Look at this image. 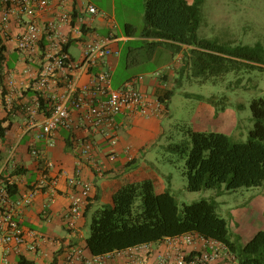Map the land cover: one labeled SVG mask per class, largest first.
I'll list each match as a JSON object with an SVG mask.
<instances>
[{"label":"trees","instance_id":"trees-1","mask_svg":"<svg viewBox=\"0 0 264 264\" xmlns=\"http://www.w3.org/2000/svg\"><path fill=\"white\" fill-rule=\"evenodd\" d=\"M203 1L147 0L141 31L130 23L125 26L126 35H138L143 39L140 47H129L127 67H146L148 61L162 67L180 54L183 68H191L193 76H201L203 80L242 69L264 70V45L221 44L199 36ZM73 17L75 22L76 11ZM71 44L65 45L64 50L68 51ZM6 51L7 46L0 36V78L4 77ZM169 81L164 72L157 78L155 91L166 114L182 77ZM208 100L217 110L220 108L214 97ZM3 103L6 105V97H3ZM40 103L44 107L45 99L40 98ZM251 110L255 124L246 142L232 143L225 133L192 128H183V138L179 142H170L167 148L184 161L183 173L189 190L220 189L225 184L227 190L234 191L264 184V96L252 100ZM7 120H0V167L3 166L1 141L6 136L8 126L4 123ZM22 172L23 168L16 165L13 172L3 170L2 174L10 178ZM6 176L10 194L14 196L18 185L9 183ZM90 208L87 205L85 211ZM187 233L223 243L236 258L231 264H264V229L258 230L239 254L215 200L184 203L180 209L175 196L168 190L158 191L150 177L122 184L114 192L111 205L95 211L84 247L93 256H104ZM76 246L81 247L77 244L69 247ZM18 262L36 264L21 255ZM57 263L55 256L51 264Z\"/></svg>","mask_w":264,"mask_h":264},{"label":"built area","instance_id":"built-area-1","mask_svg":"<svg viewBox=\"0 0 264 264\" xmlns=\"http://www.w3.org/2000/svg\"><path fill=\"white\" fill-rule=\"evenodd\" d=\"M52 0H0V25L4 33H8V24L13 15L20 16L23 25L17 35V48L27 60L38 61V69L32 78L30 87L37 96L31 104L24 106L28 113L30 126H36L35 117L43 110L44 122L40 124L43 137H48L51 145L54 141L51 136L61 129L75 132L83 128L87 133L78 139L80 154L74 175L69 178V184L74 189L71 192V203L66 211V217L74 222L83 215L93 188L91 182L82 178V163L89 161L96 169L97 174H104V166L99 164L94 154L99 146L101 136L111 144H118L116 133L117 116L119 114L142 115L145 117H160L165 107L159 98L150 95L141 88V83L147 76L140 74L127 80L120 87H113V64L110 58L119 56L120 49L115 45L120 38L115 31L117 25L111 20L112 32L107 36H97L84 42L80 58L71 56L64 46L74 40L83 42L85 32L90 29L82 17H76L73 12H60L46 23H42L40 15L51 10ZM86 12L91 15L99 13L96 5L89 3ZM77 15V14H76ZM165 71L153 72L152 78L163 76ZM90 74V79L82 83L83 74ZM62 85V91L54 90ZM40 98L45 99L41 107ZM12 98L6 99L8 108L12 107ZM79 114L81 121L74 118ZM32 154L40 157L36 148ZM129 160H133L131 155ZM115 159V155H112ZM83 161V162H82ZM0 170V264H10L9 255H22L23 248L37 251L41 236L32 232L33 242L28 243L27 234L21 224V213L34 199L32 190L23 192L16 199L10 194L7 180ZM9 183H15L8 177ZM49 182L56 187L59 176H50L43 172L39 186ZM164 253L156 264H224L235 262L236 258L223 243L207 239L196 233H187L164 240ZM228 259V260H226ZM230 260V261H229ZM97 264L103 263V256L88 257L82 247H69L62 264Z\"/></svg>","mask_w":264,"mask_h":264},{"label":"crops","instance_id":"crops-1","mask_svg":"<svg viewBox=\"0 0 264 264\" xmlns=\"http://www.w3.org/2000/svg\"><path fill=\"white\" fill-rule=\"evenodd\" d=\"M89 3L98 7V14L91 15L85 11ZM74 11H76L78 17H82L83 21L90 26V29L83 36V42L79 43L74 40L68 48L71 56L77 59L72 54V46L80 47L82 52L86 40L109 35L113 30L110 24L113 18L103 12L92 0H52L51 10L41 14L40 20L44 24L53 16H56L57 13ZM98 19L100 20L99 26L95 24ZM20 21L19 15H13L8 24V33H4V27L0 25V36L7 46L4 77L0 78V120L8 118L4 123V126H8L6 136L1 141L3 166L0 167V170L3 169L6 173H11L16 165L23 168L22 173L12 176L14 182L18 185V192L13 196L15 199L23 192L29 190L35 192L32 203L23 209L20 217L21 224L27 234L28 243L34 241L32 232L38 234L39 238L41 236V241L37 251L28 250L27 247H24L21 256L34 261L36 264H51L57 256V264H62L65 260L66 251L73 244L80 245L86 256H93L84 247V229L87 224V214L96 203H112L114 192L122 184L150 177L154 179L158 191H163L161 189L163 180L149 168L147 161L143 163L139 159V155L141 151H146L147 144L150 141L160 137L165 132L162 118L170 114V107L168 105V114L164 112L160 117L119 114L116 126L118 137L116 146H111L108 140L96 136L99 139V146L94 158L104 166V174H97L91 162L82 161V178L93 184L88 200V205L91 208L88 212L84 210L80 218L70 222L66 217V211L71 203L70 195L74 189L69 184V178L74 175L77 164L82 158L78 139L86 135L87 132L81 127L75 132L61 129L51 136V140L54 141V145H51L49 138L42 136L39 126L45 119L43 110L34 119L37 125L30 126L28 113L24 110V106L31 104L37 96V92L30 87V83L37 73L38 61L27 60L17 48L18 41L16 38L23 26ZM117 29L119 28L117 27ZM140 31L138 30V32ZM118 36L120 41L115 46L119 47L120 54L110 58L114 69L113 75L122 60L125 46L136 43L142 45L143 42L140 36H128L121 28L118 30ZM141 45H129V47L135 48ZM12 52L20 53L16 65L10 64L9 56ZM180 60L181 55L179 54L172 63H166L155 69L142 70L136 75L146 74L145 76H147L148 72L164 71L162 68L166 66L167 70L165 69V72L170 79L175 80L182 68L181 66H183ZM89 79L90 74L85 73L81 82L86 83ZM156 85L157 79L146 77L141 83V88L150 95H155ZM62 88V85H60L55 87L54 90L60 92ZM3 97H6V99L12 98L11 108L4 105ZM202 113L204 116L211 117L214 115V109L208 106ZM74 118L81 121L77 112L74 113ZM31 148H36L39 151V158L32 154ZM112 155H115V159L112 158ZM129 155L134 160L130 161ZM44 171L49 173L50 176H59L56 187H53L49 182H46L44 186H39L38 183ZM58 230H64L66 234L61 235ZM163 243L164 241L153 242L104 255L103 263L97 264H156L159 256L164 253ZM0 255H2L1 251ZM19 256L11 253L9 255L10 264H19ZM74 264H81V262L78 261ZM219 264L224 263L220 261Z\"/></svg>","mask_w":264,"mask_h":264},{"label":"rangeland","instance_id":"rangeland-1","mask_svg":"<svg viewBox=\"0 0 264 264\" xmlns=\"http://www.w3.org/2000/svg\"><path fill=\"white\" fill-rule=\"evenodd\" d=\"M92 1L113 18L119 29L125 30L128 23L138 30L144 27L147 0ZM99 22L98 19L95 24L99 26ZM119 29L115 31L118 33ZM198 34L221 44L264 45V0H204ZM129 45L141 44H127L123 49L122 60L112 78L114 88L120 87L142 70L157 68L154 61H148L146 67L128 68L126 55ZM71 49L72 54L79 59L80 47L73 45ZM9 57L10 64L16 65L20 53L12 52ZM182 68L177 74L182 77V83L169 102L170 114L162 118L165 132L147 144L146 151H141L139 159L143 163L147 161L149 168L160 176L163 180L161 189L168 190L175 196L180 209L184 203L190 204L202 199L215 200L217 211L226 219L230 238L240 254L252 236L264 229V184L234 191L227 190L225 184L220 189L191 191L183 173L184 161L167 146L170 142H179L183 138V128L222 132L229 136L232 143L246 142L255 124L251 102L254 98L264 96V70L242 69L203 80L201 76H193L191 68ZM162 69L167 70L166 66ZM152 75L153 72H148L147 77L151 78ZM211 97L219 103L218 110L209 102ZM208 106L214 109L211 117L202 113ZM106 205L111 203H96L87 214L85 239L90 234L95 211ZM58 231L61 235L66 234L64 230Z\"/></svg>","mask_w":264,"mask_h":264}]
</instances>
